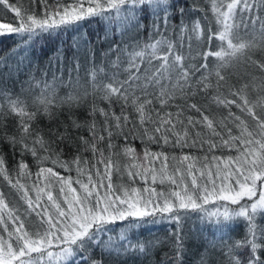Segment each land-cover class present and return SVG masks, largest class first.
<instances>
[{"label": "snow or ice", "instance_id": "6c2138e0", "mask_svg": "<svg viewBox=\"0 0 264 264\" xmlns=\"http://www.w3.org/2000/svg\"><path fill=\"white\" fill-rule=\"evenodd\" d=\"M31 3L42 12L0 0V40L13 41L0 55V144L12 154L0 150V264H264V0ZM49 40L67 79L51 60L11 62ZM240 61L253 71L233 78Z\"/></svg>", "mask_w": 264, "mask_h": 264}, {"label": "trees", "instance_id": "16d2710c", "mask_svg": "<svg viewBox=\"0 0 264 264\" xmlns=\"http://www.w3.org/2000/svg\"><path fill=\"white\" fill-rule=\"evenodd\" d=\"M12 2H17V0H12ZM20 3H22L24 8H31L35 11L38 12H42V6L37 5V4H33L31 3V0H19ZM187 2L189 4H191L193 2V0H187ZM201 5H203L204 3H206V0H200ZM14 14L9 13L8 16L11 17ZM0 16H3V12H0ZM209 16H211V13H209ZM103 25H98L96 22H93L90 27H89V31H97L99 33V35L101 37H103L104 33H103ZM134 32L129 33L128 35H134ZM169 36L171 37V28L169 29ZM128 37L126 36L125 39H127ZM18 39V38H17ZM139 40L141 42V44H143L144 42H146L148 40V34L145 32H141L139 35ZM13 41L11 39L8 38H4L3 40H0V55H3L4 52L8 51L9 48L12 47ZM41 44H44V41H40L35 45V52L32 53L31 55H29V52L31 50H25V49H21L20 52L11 57V62L15 63L18 60H22L24 59V57H28V59L32 60L33 62V66L35 67L36 65V61L37 59L39 60V66L40 68L43 69H47L48 68V62L49 60H51L52 62V70L51 71H57L58 68H61L63 75L65 77V79H67L68 77V73L71 70L70 66L67 62V60H64L63 65L61 67V65H59L57 63V59H56V49L58 47V41L55 40H49L47 42V44L44 45L43 50L41 51ZM108 49V44L104 43L103 47H101L100 42L97 43V53H98V58H99V53L101 52H105ZM114 59V57H113ZM99 62V61H98ZM28 63L27 59H24V66H26ZM84 69L81 68L80 70V75L83 76L84 75ZM230 71L233 74V78L236 77L237 74H245V73H250L253 70L251 68H246L243 61L237 62L235 63L232 68L230 69ZM60 72H57V75H59ZM73 76H75V73H73ZM51 78V73H49V79ZM25 79V75L22 73L20 75V80L23 81ZM16 90L20 91V86L19 84L16 85ZM63 94V93H61ZM24 96L28 98V103L31 104L32 99L34 98L32 96L31 93L25 91ZM23 98V97H22ZM92 96L89 95L88 96V100L89 102L92 101ZM97 103L100 107H105L107 108L108 105L106 102H101L99 100V97H97ZM159 105H157L158 107ZM117 113L120 112V108L119 106H115L114 109ZM173 112H175V108L172 109ZM214 115L217 116V119H219V113L218 112H214ZM193 116H195V113H192ZM75 116L78 117V119L80 121L84 120L85 116H86V112L84 111H77L75 113ZM102 117H99V115L97 116V120L98 123L102 121ZM59 120L60 121H68V116L67 113L65 112L64 114L59 116ZM49 125V121L47 120L46 117H42L41 121L39 123V127L43 128L45 131H47V127ZM53 127L55 126V124L52 125ZM74 135H76V133H73ZM85 135H87V133H84ZM115 143H117L120 146V150H121V159H129V158H125L123 157V147L125 144V141H123V138H118L116 141H114ZM128 143H130L131 147L135 148L137 153H140L142 155L143 150L145 148V143H142L139 139H132L131 136H129V141ZM149 147V149L153 152H157V151H166L169 154H171L173 152V149L171 148V146H164L163 148H161L160 146L156 145V144H149L147 145ZM63 147V146H62ZM0 150H2L3 152L7 153L9 158L11 159V153L9 152L8 146L6 144H0ZM177 154H179V149L175 150ZM184 151H189L188 149H185ZM195 151V150H193ZM75 154V150L73 149L72 151H68V149L65 147V152H64V156L62 157V159H68L71 158L72 155ZM86 157L91 158V153H85L84 154ZM201 155H203L201 153ZM18 158V157H17ZM26 159L29 161L30 164H32V171L35 172L36 168L34 163L32 162V158L31 156L26 157ZM63 171V170H61ZM73 177H75V172H73ZM124 179L126 180L127 177L125 175ZM0 180H2V178H0ZM142 181L141 180H137V186H142ZM4 187L5 189L7 188V184L6 182L4 183ZM211 208V206H209ZM211 210H215L214 208H212ZM188 224L192 225V224H196L197 226H199V220H198V214L196 213H191L189 214V218H188ZM169 230V225L167 224V222L161 224L157 229H154V234L163 238L164 235L166 234V232ZM244 232V226H243V222H241L239 224V226L235 227V231L232 233V238L233 239H237L239 238L241 235H243ZM201 243L200 239H197L196 237H193L191 240V246L193 247V249L196 248L197 245H199Z\"/></svg>", "mask_w": 264, "mask_h": 264}]
</instances>
